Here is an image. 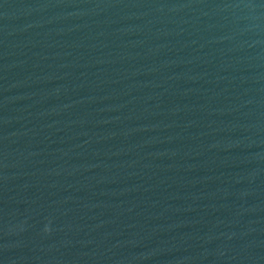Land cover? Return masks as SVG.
Listing matches in <instances>:
<instances>
[{
    "label": "water",
    "instance_id": "obj_1",
    "mask_svg": "<svg viewBox=\"0 0 264 264\" xmlns=\"http://www.w3.org/2000/svg\"><path fill=\"white\" fill-rule=\"evenodd\" d=\"M0 264H264V0H0Z\"/></svg>",
    "mask_w": 264,
    "mask_h": 264
}]
</instances>
